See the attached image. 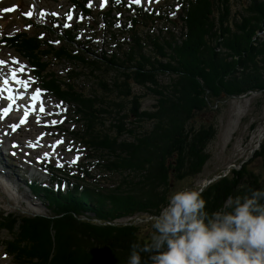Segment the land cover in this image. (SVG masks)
<instances>
[{
    "label": "trees",
    "instance_id": "16d2710c",
    "mask_svg": "<svg viewBox=\"0 0 264 264\" xmlns=\"http://www.w3.org/2000/svg\"><path fill=\"white\" fill-rule=\"evenodd\" d=\"M230 1L173 0L167 13L124 4L129 16L118 28L107 18L113 9L99 12L111 32L104 52L56 19V31L28 21L33 34L3 35L2 43L28 62L39 89L65 109L73 125L66 131L94 159L88 167L47 163L41 166L47 182L25 181L47 215L0 213V232L8 235L0 246L16 264H127L130 245L147 242V216L159 213L175 182L198 177L209 160L216 128H194L195 117L230 98L264 93V0H246L237 14ZM91 3L73 0L78 21L92 18ZM178 24L179 35L171 28ZM141 27L149 28L143 36ZM56 64H66L62 74ZM85 72L100 94L78 84ZM148 96L155 104L142 111ZM256 158L264 164L263 148ZM247 168L203 188L206 211L264 188V176ZM132 218L144 222H123Z\"/></svg>",
    "mask_w": 264,
    "mask_h": 264
},
{
    "label": "rangeland",
    "instance_id": "374dc122",
    "mask_svg": "<svg viewBox=\"0 0 264 264\" xmlns=\"http://www.w3.org/2000/svg\"><path fill=\"white\" fill-rule=\"evenodd\" d=\"M172 1L154 0V2L149 3L147 0H141V4L136 5V8L138 10L145 8L150 12L167 13L170 10L169 7L172 6ZM72 2L73 0H0V61L5 62L3 66L10 64L14 69L22 66L23 72L20 73V77L26 78L34 91L39 87L28 62L13 51L7 42L6 44L2 43L3 35L11 36L24 30H30L33 34V29L28 21L36 23L39 28L51 27L52 31H56L59 28L53 27L52 20L56 19L61 25L68 24L67 28L77 27L80 35L79 40L88 39L92 45H97L98 52H104L105 47L109 48L104 41L109 40L111 32L107 24L98 18L97 14L113 9V13L107 18L111 19L112 22L113 19H116V25L121 24L122 27L129 16L123 7L124 4H129V0H118V2L117 0H106L103 8L100 7L101 0H92L90 6L92 18L87 22L85 19L78 21L76 18L77 10H72L71 7ZM245 3L246 0H231L232 14L241 12ZM8 9L13 10L7 11ZM128 9L132 11L133 8ZM30 11L33 15L31 17L26 16L25 14ZM41 11L45 13L42 18L39 16ZM53 13L56 15H52ZM69 13L72 19H66ZM171 28L178 33L177 35L181 32V24H178L176 28ZM92 29L94 30L92 31ZM157 30H160V25L157 26ZM147 31L149 28H139V33L142 36ZM259 36H264V30ZM44 38L50 39L49 36ZM149 51L147 48V54H150ZM12 60H16L18 63L12 64ZM65 68L66 64H56L53 70L62 74ZM86 74L87 72L81 75L78 84H85L88 91H95L100 94L101 90L95 81L89 76L85 77ZM167 80L166 77L163 81ZM133 90L136 93L145 92L142 87L138 86H134ZM40 93L43 94L44 92L40 91ZM42 98L37 110L26 119L23 126L20 124L19 110L12 117H8V120L6 118L4 121H0V213L4 215L44 216L48 214L46 207L32 196L25 185V181L28 180L48 181L50 174L43 171L42 165L48 163L56 166L59 163L62 166L58 168L63 169L66 165L71 164L70 161L77 155L80 157L75 163L77 165L85 164L88 167L94 160L66 131L72 130L73 125L62 105L45 93ZM154 104L155 100L152 96L145 97L142 101L141 110L151 111ZM40 106L44 108L43 113L39 110ZM53 121H57V123L53 124ZM10 125H18V127L13 131ZM201 125H213L216 128L215 138L207 147L209 160L198 177L175 182V191L190 189L191 187L200 188L218 175H226L229 171L238 170L245 165H248L247 170L250 172L260 177L264 176L262 159L256 158V153H261L262 148L264 152V136L260 138L264 134V93L226 100L218 108H213L211 112L197 115L192 126L198 129ZM149 128L150 125L143 124V129ZM58 140L63 141V143L55 148L51 147ZM29 144L34 146L29 147ZM66 149L72 150L67 151ZM45 153H47V158H45ZM93 171L94 175L98 176L99 173L94 169ZM108 177L113 181L119 179L117 176L108 175ZM134 219L123 220V222L127 223ZM143 222L141 219L134 220L136 224H143ZM145 231L149 233L147 229ZM0 239L3 241L8 239L6 232H0ZM5 252L4 248L0 246V264H16Z\"/></svg>",
    "mask_w": 264,
    "mask_h": 264
},
{
    "label": "clouds",
    "instance_id": "9594fccd",
    "mask_svg": "<svg viewBox=\"0 0 264 264\" xmlns=\"http://www.w3.org/2000/svg\"><path fill=\"white\" fill-rule=\"evenodd\" d=\"M202 192L175 191L147 216L151 234L130 245L127 264H264V188L211 213Z\"/></svg>",
    "mask_w": 264,
    "mask_h": 264
},
{
    "label": "snow or ice",
    "instance_id": "6c2138e0",
    "mask_svg": "<svg viewBox=\"0 0 264 264\" xmlns=\"http://www.w3.org/2000/svg\"><path fill=\"white\" fill-rule=\"evenodd\" d=\"M117 2H118V0H117ZM147 2L151 3V2H154V0H147ZM105 3H106V0H101L100 7L103 8L104 5H105ZM132 4H135V5L139 6V5L141 4V0H129V6H131ZM89 6H91V5H89ZM12 10H13V9H8L7 11H12ZM25 15L28 16V17H31V16L33 15V13L30 11V12L26 13ZM44 15H45V13L42 12V11L39 13V16H40L41 18H42ZM52 15H56V14L53 13ZM67 19H72V16H71L70 13L67 15ZM68 26H69L68 24H66V23L64 24V27H68ZM116 26L119 27V24H117ZM102 27H103V25H102ZM57 43H58V41H57ZM11 63L15 65V64H17L18 62H17L16 60H12ZM4 64H5V62L0 61V66H3ZM22 72H23V67H22V66H21L20 68L15 69V70H10V71H9V78H8V79H5V80L3 81V84H4L5 86H7L8 83H9V80H11L12 83H14V84H17V85H21V84H23V87L25 88V90H27V88H28V84L25 83V82H23V81H21V80H19V79H17V75H18V73H22ZM33 83H34V81H33ZM2 90H4L5 92L9 91V89H7V87H5V89H2ZM39 98H40V90L37 89V90H35V92L32 94V96L29 98L30 101H31L29 107H31V108H35V107H37V106L40 104V99H39ZM5 99L8 100V107H6V108H4L2 111H0V119H3L4 116L8 115V113L10 112V110H11V108H12V106H13V105H12V100L15 99V98H14V97H7V96H6ZM39 110H40L41 113L44 112V108H43L42 106H40V109H39ZM28 115H29V112H28L27 110H25L23 116H22L21 119H20V124L25 123V121H26ZM37 122L39 123V121H37ZM60 122H62V121H60ZM52 123L55 124V123H57V121H53ZM10 127L12 128L13 131H15V130H16V127H18V125H10ZM62 143H63V141L58 140V141H56V144L52 145L51 147L55 148L57 145L62 144ZM33 146H34L33 144H29V147H33ZM13 147H16V145H13ZM66 150H67V151H71L72 149H66ZM44 155H45V158H47V153H45ZM79 158H80L79 155L75 156V157L70 161V163H71V164H75L76 161H77ZM38 162H39V161H38ZM56 166H57V167H61L62 165L59 164V163H57Z\"/></svg>",
    "mask_w": 264,
    "mask_h": 264
},
{
    "label": "bare ground",
    "instance_id": "6f19581e",
    "mask_svg": "<svg viewBox=\"0 0 264 264\" xmlns=\"http://www.w3.org/2000/svg\"><path fill=\"white\" fill-rule=\"evenodd\" d=\"M5 68H7L8 70H6ZM10 70H15L14 67H12L10 64H7L5 66H0V111H2L4 108L8 107V100L5 99V97H14L15 99L12 100V108L10 110V112L8 113V115L4 116L3 120L0 119V121H4L6 118L8 120V117H12L13 114H16L15 112L17 110L20 111V117L23 116L24 111L27 110L29 112V115L27 116V118H29L31 116L32 113H34L37 110V107L35 108H31L29 107L31 101H30V97L32 96V94L35 92L28 80L26 78H21L20 77V73H18L17 75V79L25 82L28 84V88L27 90H25V88L23 87V84L21 85H17L12 83L11 80H9V83L7 86H5L3 84V80L4 79H8L9 78V71ZM5 87H7V89H9V91L5 92L2 89H5ZM42 95L40 93V101L43 99ZM16 117V116H15ZM23 126V124H21Z\"/></svg>",
    "mask_w": 264,
    "mask_h": 264
},
{
    "label": "water",
    "instance_id": "95a60500",
    "mask_svg": "<svg viewBox=\"0 0 264 264\" xmlns=\"http://www.w3.org/2000/svg\"><path fill=\"white\" fill-rule=\"evenodd\" d=\"M263 136H264V134H262V135L260 136V138L263 137ZM218 178H220V176L215 177V178H213L212 180L207 181V183L204 184V185L202 186V188H205L207 185L211 184L212 182H214V181L217 180ZM200 188H201V187H200Z\"/></svg>",
    "mask_w": 264,
    "mask_h": 264
}]
</instances>
